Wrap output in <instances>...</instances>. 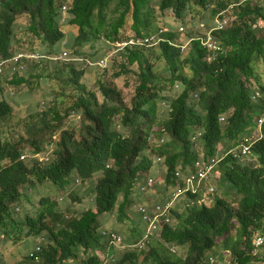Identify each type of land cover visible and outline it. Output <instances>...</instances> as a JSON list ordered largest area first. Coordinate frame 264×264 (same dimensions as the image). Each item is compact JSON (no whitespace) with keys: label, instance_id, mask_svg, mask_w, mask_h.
<instances>
[{"label":"trees","instance_id":"trees-1","mask_svg":"<svg viewBox=\"0 0 264 264\" xmlns=\"http://www.w3.org/2000/svg\"><path fill=\"white\" fill-rule=\"evenodd\" d=\"M234 4L235 20L213 33L222 48L213 58L197 41L189 43L184 57L178 47L169 45L174 41L184 44L194 33L177 34L173 30L188 14L193 23H199ZM63 8L67 10L63 21L75 29V34L60 29ZM168 9L171 16L167 18L175 25L161 34L164 42L154 47H126L117 54L121 60L124 57L121 63L109 65L111 70L120 67L115 77L125 73L128 66H137L135 98L129 105L113 89H102L105 98L99 103L81 82L85 69L77 70L73 63H66L52 75L55 79L67 75L64 86L76 92L70 112L81 113V137L75 139L67 131L61 132L53 143L54 161L31 167L26 164L31 159L19 157L25 150L40 152L44 137L49 145L63 120L56 107L30 117L33 128L26 131L23 141L27 147L0 137V237L12 246L29 237L43 238L35 254L42 264H101L94 254L105 247L96 230L98 216L115 210L118 223L127 220L133 224L130 211L149 204L139 188L155 159L160 160L157 166L165 177L163 190L159 186L154 190L163 193L172 184L175 170L192 172L198 159L217 155V145L226 146L224 152H228L256 129L264 108V83L253 63L264 58V0H0V59H8L15 53L14 45L23 46L31 36L41 46L40 53L56 54L57 44H64L71 58L96 63L121 40L156 34L164 25L154 23L165 17L161 14ZM22 16L28 21L21 38L13 26ZM256 22L262 27L255 26ZM98 43L109 48L105 47L99 59L93 55L91 61L85 50L98 52ZM157 58L164 62L168 76L154 74L152 64ZM84 64L99 70L96 65ZM26 76L13 75L5 82L29 87ZM170 91L176 94L172 97ZM255 92L259 97L253 99ZM162 102L168 106L167 115L159 117L157 109ZM11 113V105L1 100L0 120ZM198 143L201 153L196 149ZM249 153L253 164L230 154L218 163L214 169L218 178L209 183L216 194L210 205L187 206L183 213H172L173 224L165 226L159 241L154 239L145 250L124 253L116 264H135L137 254H143L142 264H264V243L255 255L251 253L252 240L264 237V119L261 137ZM94 176L99 177L91 190L95 211L63 220L57 203L48 195L38 199L32 214L26 213L22 219L12 209L22 197L21 189L30 184L49 183L55 192H71L75 179L84 183ZM222 196L230 198L236 207ZM135 232L132 238L140 239L141 233ZM171 245L175 246L174 253L168 249ZM79 248L82 258H78ZM26 260L35 262L28 254Z\"/></svg>","mask_w":264,"mask_h":264},{"label":"rangeland","instance_id":"rangeland-1","mask_svg":"<svg viewBox=\"0 0 264 264\" xmlns=\"http://www.w3.org/2000/svg\"><path fill=\"white\" fill-rule=\"evenodd\" d=\"M60 1V0H57ZM69 1V0H67ZM65 6V4H63ZM67 10L65 8L61 9V18L59 20L60 29L65 33H73L75 34V29L70 28L69 26L65 25L63 19L67 16ZM188 14V13H187ZM165 17H160L154 24L159 25L162 24L165 26V23L168 24V27H173V23L170 20L171 16V10H165L163 14H161ZM189 16V17H188ZM186 16V19H190L191 15L188 14ZM27 21L28 18L26 16L19 17L14 22V33L15 34H21L17 35L21 38L23 37L22 33L27 32ZM208 20H204V22H207ZM197 22L193 23V21L186 20L185 23V29L186 33L193 32L195 33L196 30V24ZM177 24V23H176ZM167 26V25H166ZM258 28H261L262 26L256 22V25ZM26 39V38H24ZM32 41L29 43L28 41ZM23 46L20 44L14 45V52L17 51H23V52H33L37 51L40 52L41 46L38 44V42L31 36L27 37V42H25ZM29 45V46H28ZM24 47V48H23ZM105 47L109 48L108 46L98 43L97 48H99L98 52H94L93 50H85V53L88 54V59L93 60L94 57H97V59L101 58V53L105 50ZM58 51L61 52L65 50L64 44H57ZM158 50H155L157 52ZM184 49L181 52V57H184L186 52ZM121 52V51H120ZM118 52V53H120ZM58 53V54H59ZM117 53V54H118ZM117 54H112L109 57L106 58V67H109L105 72L101 71L102 68H91L89 66H86L83 62L88 63V60L86 58L77 57L80 59H75V61H69L70 63H73L77 70H84L85 74L81 78V82L85 85L86 89L90 92H93L98 100V102H102V99L105 98L103 94L102 89H113L117 94L120 95L123 102L125 104H130L132 99L135 98V88L137 86V73L138 69L137 66L134 64L132 66L126 67V72L121 74L120 77H115L113 74L114 72H119L120 67H114L112 70L110 69V66L112 63L114 65H119L121 63V54L117 56ZM103 56L102 58H104ZM92 58V59H90ZM96 59V60H97ZM125 62V60H124ZM68 63V62H65ZM82 63V65H80ZM111 63V64H110ZM38 64V63H37ZM44 65H38L33 66L28 64L26 67V70L24 71L27 75V79L29 80V87L28 86H13L9 85L8 83L4 82L0 84V96L6 98V100L10 103L12 107V113L9 117H6L4 120H0V137L2 139H6L10 141L13 145H17L18 147L24 148L26 145L23 144V141H26V131H29L33 128V121L30 119V117L35 115H40L42 112L46 111L50 107H56V110L60 116H63V120L60 122L61 128L55 130L52 133V137L49 145L46 144L47 138H43L42 144H41V153L39 156H48L49 161L47 163H50L54 161L55 155L53 153L54 147L53 143L59 140L60 134L63 131H67L68 133L72 134L75 139H79L82 135L83 127L81 126V113L80 112H70L71 105L75 99L76 92L74 91V88L71 87H65L63 80L67 78V75L63 76L62 78L55 79L52 75V73L62 64H56L53 62L43 63ZM110 65V66H109ZM92 66V64H91ZM37 67V68H36ZM83 67V68H82ZM253 67L255 68V73L260 76V80L264 83V58L262 60H256L253 63ZM153 72L157 75H160L161 77L168 76V73L165 71V65L164 62L161 59H158L152 64ZM61 69V68H59ZM65 71L64 73H66ZM185 73H188L186 70H184ZM41 75V77H40ZM52 75V76H51ZM114 76V77H113ZM7 79L1 78L0 81H6ZM12 93V95H11ZM176 93L169 92V95L172 96ZM108 97H112L110 93L107 94ZM107 97V98H108ZM173 97V96H172ZM167 109L168 106L164 105L163 102L161 104H158V115L159 117H163L167 115ZM65 113H68V116L64 117ZM54 124V123H52ZM117 125H119L117 123ZM256 129L253 131H250L247 135H245L241 140L244 138L251 139L255 135ZM28 133L27 135H30ZM22 137V141H20V138ZM240 140V142H241ZM224 142V141H223ZM230 145V144H229ZM27 147V146H26ZM29 149V148H26ZM196 149L199 153H201V147L198 143L196 145ZM224 149H226V146H223L222 144L217 145V155L221 156L222 158V152H224ZM145 152L148 153V150H145ZM28 159V158H27ZM251 161L248 159V163ZM27 167H31L32 163L28 164L26 163ZM108 165H112V162L109 161ZM152 174L155 184L153 187H150L146 194H143L141 197L143 199L150 203V202H158L163 195H168L172 193L173 187L171 185H167L165 190L160 192L162 187L164 186V177L163 175L157 174L155 175L154 171L151 170L149 174ZM98 176L91 177L87 182L81 183L79 180L76 181L75 179L71 185V192H55L51 189V185L49 183L45 184H30L28 188H22L21 189V195L20 200L17 205H14L12 207L14 213L16 216L23 218V216L28 213L32 214L35 209V206H37L38 199H41V197L49 196L50 199L55 201L57 203L58 208L60 209L61 214L63 215V220H69L72 217H78L81 214H83L87 210L95 211L93 208V201H92V195L91 190L94 187L95 182L98 180ZM213 181H216L215 179L218 178V174H213ZM158 187L160 190L159 193L155 192L154 187ZM202 193L204 195L208 194V189L205 190V186H201ZM213 195L215 194V189H213V192L211 193ZM213 195H210L209 197H205L203 199H199L196 201H191L187 204L181 203L177 205L180 209H183L184 206L187 205H199V203H204L207 205L212 199ZM219 193L217 192V197H219ZM226 203H230L232 207H236L235 203L231 201L228 197H221ZM142 199V198H141ZM119 201V200H118ZM131 210V209H130ZM133 218L135 222L132 224L129 221H124L118 223L116 221V213L115 210L113 213H103L100 216H98L96 221V230L98 228H103L107 231H115L119 234H121L125 240L127 241L126 244H130L129 248H121V249H114L113 252L117 257V262L121 259L124 253L132 251V250H141L139 248H136L137 244L140 245V241L136 240L137 238L133 239L131 234L133 230H136L134 233H138L140 231V225L137 220V216H135L134 208L131 210ZM15 217V216H14ZM233 222V221H232ZM39 238V237H38ZM37 237H29L26 238L20 242L17 245L12 246V244L6 240L3 239V237H0V264H42V260H37L33 263H29L26 260V255L29 251L33 250L35 246V242L38 241ZM29 250V251H28ZM28 251V252H27ZM95 255H97L98 258H101V255H99V252L96 250L94 252ZM84 257L83 251L79 248V254L78 258ZM66 263H69V260L65 261ZM132 261H130L131 263ZM135 264H142L143 262V254H137V257L133 260Z\"/></svg>","mask_w":264,"mask_h":264},{"label":"built area","instance_id":"built-area-1","mask_svg":"<svg viewBox=\"0 0 264 264\" xmlns=\"http://www.w3.org/2000/svg\"><path fill=\"white\" fill-rule=\"evenodd\" d=\"M252 1V0H248ZM237 4L231 5L226 10L219 11L212 19H209L207 22H199L196 25V32L191 35L188 40L182 44V45H174L170 44L172 46L178 47L180 49V52H182L192 41L199 42L200 46L206 50V52L209 54V57L213 58L217 52L221 51L222 48L218 45V43L213 38V33L217 31L224 30L228 28L231 23L235 20V15L233 14V8ZM185 19L184 22L180 23L176 29L175 32L178 34H184L186 32L185 29ZM168 31V28L162 27L156 34H153L151 36L145 37V38H130L127 40H121L115 44V48L109 52L104 58H101L96 63H90L88 61V65L92 66L96 65L99 68L106 67V58L109 57L112 54H117L118 52L124 50L126 47L129 46H136V47H153L158 45L159 43L165 41V39L161 36L162 33H165ZM43 57L38 55H25V54H17L12 59L7 61H1L0 60V75L5 71L9 70L10 73L14 72H20L23 70V65L20 63L21 60H30V59H41ZM48 61L52 62H60L62 64H66L65 62L70 63L69 61H75V59L79 58H71L67 52L63 51L56 57H47L45 58ZM86 63V62H84ZM259 96V93L256 92L253 96V99L257 98ZM264 119V109L262 111L261 117L257 120V128L255 135L251 137V139L244 138L236 147L234 150H231L230 153H232L234 158H241L249 154V149L252 146V144L257 141L261 134H260V125ZM220 121H223V118H220ZM119 127V125H117ZM27 157H31L33 159H36L38 163H45L49 161L48 156H42L38 157V155H27L25 153L21 154L19 157L20 160H24ZM159 159H156V162H159ZM219 162L216 158L206 159V160H198L194 163L193 171L187 172L185 175L180 174L179 172L174 173V177L176 180L178 179L180 184H178L175 190V197L181 194H185L187 192L191 194H199L200 198L203 199L205 197H209L213 192V187L209 185V180L212 178L214 167ZM154 183V180L149 177L145 180V183L140 186V191L145 194L149 187H151ZM205 186V190L208 189V194L204 195L201 190V186ZM170 206L169 204H165L164 206L154 205L152 210L150 212L147 211L146 207H138L137 211L141 215L144 222L146 221L148 223V228L146 230L145 235L143 236L142 240L140 241L139 247L142 246L143 241L147 238V235L150 233V231L154 230L156 228V224L163 225L168 222V212H169ZM102 238L107 243L108 247H121V237L117 234L109 231H102L101 233ZM43 238H40L38 243L34 246L33 250H31L28 253L29 258H35V261H37L35 254L40 251L41 243L43 242ZM264 243V237L262 236H256L252 240V255H255L259 248ZM110 260V258H108Z\"/></svg>","mask_w":264,"mask_h":264},{"label":"clouds","instance_id":"clouds-1","mask_svg":"<svg viewBox=\"0 0 264 264\" xmlns=\"http://www.w3.org/2000/svg\"><path fill=\"white\" fill-rule=\"evenodd\" d=\"M231 6V5H230ZM228 9V8H227ZM234 9V8H233ZM186 18H184V19H182V21L180 22V23H182V22H184V20H185ZM190 20V19H189ZM179 23V24H180ZM179 24H177L175 27H174V32H175V29H176V27L179 25ZM195 25H197V24H195ZM163 27H165V26H163ZM167 28H168V30H170L169 29V27L168 26H166ZM168 32V31H167ZM196 32V31H195ZM177 33V32H176ZM178 34V33H177ZM164 38V37H163ZM165 39V38H164ZM164 42V41H163ZM170 44H176V42L174 41V42H172V43H169V45ZM177 45V44H176ZM180 45H182V44H180ZM172 46V45H171ZM179 46V45H178ZM154 47V46H153ZM173 47H175V46H173ZM180 50V49H179ZM63 51H65L66 52V50H63ZM63 51H61L60 53H62ZM59 52H56V54H53V55H51V54H49V55H47V54H43V53H40V52H37V51H33V52H23V51H17V52H15L12 56H10L8 59H0L1 61H7V60H10V59H12L15 55H17V54H25V55H38V56H41V57H43V58H41V59H30V60H25V61H23V60H21L20 61V63L23 65V70H21L20 72H14V73H10L9 72V70L7 69V70H5L1 75H0V79L1 78H5V79H9V78H11L13 75H24L25 74V70H26V67H27V65L28 64H30V65H32V64H37V65H44L43 63H48V62H52V61H48L47 59H45V58H47V57H56L57 55H59L58 54ZM77 58V57H76ZM80 59V58H79ZM90 62V61H89ZM53 63H56V64H62V63H60V62H53ZM84 63V62H83ZM93 63V62H92ZM80 64H82V63H80ZM105 68V67H104ZM104 68H102V69H104ZM256 93V92H255ZM254 93V94H255ZM11 95H12V93H11ZM195 98H196V96H194ZM259 97V96H258ZM264 109V108H263ZM263 111V110H262ZM261 115H262V112H261V114H260V116L257 118V120L261 117ZM221 118V117H220ZM219 118V119H220ZM223 118V117H222ZM257 122V121H256ZM262 124V123H261ZM257 128V127H256ZM260 134H261V125H260ZM200 136V133H197V137H199ZM261 137V136H260ZM53 138V137H52ZM194 140V139H193ZM242 141V140H241ZM200 144V143H199ZM201 147V146H200ZM236 147H234V148H232L231 150H234ZM231 150H229L228 152H222V158H221V156H218V155H216L215 157H207V159H211V158H216V159H218L219 160V162L226 156V155H228V154H230L232 157H233V155H232V153H230V151ZM249 151H250V149H249ZM218 152V151H217ZM23 153H25V154H27V155H34V154H36V155H38V157H42V156H39L40 155V153L41 152H34V151H31V150H25ZM22 153V154H23ZM250 154V153H249ZM249 154H247L246 156H244V157H241V158H235V159H239L240 161H248V159H250L249 158ZM28 159H31V162L30 163H32V164H34V163H38L37 162V160L36 159H33V158H31V157H27ZM234 158V157H233ZM198 160H203L202 158H200V159H198ZM197 160V161H198ZM218 162V163H219ZM45 163H47V162H45ZM218 163L216 164V166L218 165ZM253 164V163H252ZM216 166L214 167V169L216 168ZM151 170H153L154 171V173H155V175L157 176V174H160V175H162L163 174V169L162 168H159L158 166H157V162H156V159L154 160V166L151 168ZM159 170V171H158ZM175 172H179L180 174H182V175H185L186 173H183L181 170H179V169H177V170H175L174 171V173ZM174 173H173V177H172V185L171 184H169V185H171L172 187H173V191H172V193H170V194H168V195H163V197H165V200H159L158 202H150L149 204H147V205H144V204H140L139 205V207L140 206H142V207H146V209H147V211L148 212H150L151 210H152V208H153V206L154 205H159V206H164L165 204H169V206H170V209H169V212H168V222L167 223H165V224H163V225H158V224H156V228L154 229V230H152V231H150V233L147 235V238L143 241L145 244L143 245L142 244V246L141 247H139L138 246V244H137V246H136V248H139V249H146V247L149 245V243L151 242V241H154V239H157V241H159L160 240V235H161V233H162V231H163V229H165V226H172V224H173V216H172V213L174 214V213H177V214H180V213H183L184 211H185V208L187 207V206H189V205H187V206H184L183 207V209H180L179 207H177V205H179V204H181V203H184V204H187V203H189V202H191V201H196V200H199V198H200V196H199V194H191V193H189V192H187V193H183V194H181V195H178V196H176L175 197V190H176V186L178 185V184H180V182H179V180L177 179L176 180V178L174 177ZM215 172L213 171V174H214ZM152 174L153 173H151L149 176H147L146 177V179L147 178H149V177H151L153 180H154V178H153V176H152ZM212 177H213V175H212ZM145 179V180H146ZM76 181H78V180H76ZM211 181H213V178H211L210 180H209V183L211 182ZM144 183H145V181H144ZM143 183V184H144ZM154 184H155V180H154V183H153V185L151 186V187H153L154 186ZM210 185V184H209ZM150 188V187H149ZM148 191V190H147ZM147 193V192H146ZM145 193V194H146ZM197 196V197H195V198H193L192 196ZM92 201H93V197H92ZM211 203V201L208 203V204H210ZM201 204H204V203H199V205H201ZM192 205H195V204H192ZM192 205H190V206H192ZM199 205H196V206H199ZM204 205H207V204H204ZM151 207V208H148V207ZM94 208V207H93ZM131 212V211H130ZM131 214H132V212H131ZM135 216H137V220H138V223H139V225H140V233H141V238L140 239H136V240H139V241H141L142 240V238H143V236L145 235V233H146V230H147V228H148V223L145 221L144 222V220L142 219V217H141V215L139 214V212L137 211V209H136V211H135ZM134 218H133V215H132V220H133ZM134 222H135V220H134ZM133 222V223H134ZM102 231H107V230H105V229H103V228H98V235L102 238V236H101V232ZM109 232H113V233H115V234H117L118 236H120L121 237V240H122V242H121V247H108L107 246V243L104 241V239L102 238V242L105 244V247H104V250H103V252L102 251H98L99 252V255H101V264H116V262H117V257H116V255L114 254V252H113V250L114 249H121V248H129V245L128 244H126L127 243V241L125 240V238L121 235V234H119V233H117V232H115V231H109ZM39 239L40 238H38V241H39ZM44 240V239H43ZM38 241L35 243V245L38 243ZM168 249H170V251L171 252H175V246L174 245H171L170 247H168ZM30 252V251H29ZM28 252V253H29ZM130 252V251H129ZM127 253V252H126ZM97 256V255H96ZM108 258H110V260H108ZM38 260V259H37Z\"/></svg>","mask_w":264,"mask_h":264},{"label":"crops","instance_id":"crops-1","mask_svg":"<svg viewBox=\"0 0 264 264\" xmlns=\"http://www.w3.org/2000/svg\"><path fill=\"white\" fill-rule=\"evenodd\" d=\"M4 82H5V81H0V84H1V83H4ZM1 100L6 101L7 103H9V102L6 100V98L0 96V101H1ZM9 104H10V103H9ZM21 243H22V242H21ZM35 243H36V242H35ZM28 251H29V250H28ZM28 251H27V252H28Z\"/></svg>","mask_w":264,"mask_h":264}]
</instances>
